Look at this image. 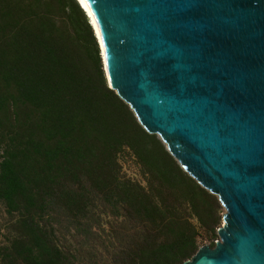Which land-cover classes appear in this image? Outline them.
Wrapping results in <instances>:
<instances>
[{"label":"trees","instance_id":"obj_1","mask_svg":"<svg viewBox=\"0 0 264 264\" xmlns=\"http://www.w3.org/2000/svg\"><path fill=\"white\" fill-rule=\"evenodd\" d=\"M0 206V264H183L224 213L110 88L78 0H0Z\"/></svg>","mask_w":264,"mask_h":264},{"label":"water","instance_id":"obj_2","mask_svg":"<svg viewBox=\"0 0 264 264\" xmlns=\"http://www.w3.org/2000/svg\"><path fill=\"white\" fill-rule=\"evenodd\" d=\"M86 1L110 88L225 209L183 264H264V0Z\"/></svg>","mask_w":264,"mask_h":264},{"label":"rangeland","instance_id":"obj_3","mask_svg":"<svg viewBox=\"0 0 264 264\" xmlns=\"http://www.w3.org/2000/svg\"><path fill=\"white\" fill-rule=\"evenodd\" d=\"M124 169L126 170V172L133 176L134 178H137V179H140V175L138 173V170L137 168L131 163V162H125V165H124ZM223 212H225V209L223 208ZM5 213H4V210L2 208V206H0V237H1V234L5 233L7 230H6V227H7V224L5 223ZM223 223V221H222ZM221 223V225H222ZM219 239V238H218ZM216 239V240H218ZM215 240V242H216Z\"/></svg>","mask_w":264,"mask_h":264},{"label":"bare ground","instance_id":"obj_4","mask_svg":"<svg viewBox=\"0 0 264 264\" xmlns=\"http://www.w3.org/2000/svg\"><path fill=\"white\" fill-rule=\"evenodd\" d=\"M78 2H80V4H81V5L83 6V8L85 9V10H84V9H83V10L85 11L86 15L88 16V18H89V20H90V23H91L92 27L94 28V29H93V30H94V33H95V35L97 36V38L99 39L100 44H102V43H101V38H100L99 29H98V25H97V23H96V21H95V18H94V16H93L92 12H91V9H90V7H89L87 1H86V0H78ZM101 46H102V45H101Z\"/></svg>","mask_w":264,"mask_h":264},{"label":"built area","instance_id":"obj_5","mask_svg":"<svg viewBox=\"0 0 264 264\" xmlns=\"http://www.w3.org/2000/svg\"><path fill=\"white\" fill-rule=\"evenodd\" d=\"M217 241V240H216Z\"/></svg>","mask_w":264,"mask_h":264}]
</instances>
